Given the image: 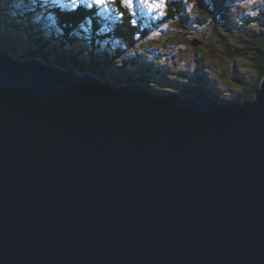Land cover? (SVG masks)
Wrapping results in <instances>:
<instances>
[{"label": "water", "instance_id": "1", "mask_svg": "<svg viewBox=\"0 0 264 264\" xmlns=\"http://www.w3.org/2000/svg\"><path fill=\"white\" fill-rule=\"evenodd\" d=\"M0 264H264V78L236 104L0 51Z\"/></svg>", "mask_w": 264, "mask_h": 264}, {"label": "trees", "instance_id": "2", "mask_svg": "<svg viewBox=\"0 0 264 264\" xmlns=\"http://www.w3.org/2000/svg\"><path fill=\"white\" fill-rule=\"evenodd\" d=\"M189 2L196 3L204 18L199 16L198 22H206L210 18L215 20L216 16L222 20L230 17L227 16L228 0H167L165 17L180 23L190 21L187 13ZM139 11L137 6L133 8L132 5L130 9L124 6L121 0L106 5L96 4L94 0H79L78 4H73L72 0H7L0 6V14L5 25L12 29V34L4 32V27L0 25V51L20 60L38 58L56 67L90 72L114 85L129 84L132 79L111 75V65L114 59H120L125 54L127 48L136 45L139 35H145L146 30L137 22L142 18ZM235 20V25L240 24L239 18ZM246 32L250 39L247 47L258 70L259 82L231 101L222 100L214 94L209 84L200 85L199 93L236 104L254 100L264 78V43L260 42L258 34H249V30ZM216 34L222 38L220 33ZM6 37H10L11 46L8 42L2 43ZM141 84L147 86L148 82L141 79ZM174 93L194 96L198 92Z\"/></svg>", "mask_w": 264, "mask_h": 264}, {"label": "rangeland", "instance_id": "3", "mask_svg": "<svg viewBox=\"0 0 264 264\" xmlns=\"http://www.w3.org/2000/svg\"><path fill=\"white\" fill-rule=\"evenodd\" d=\"M5 2L7 0H0V6ZM153 3L159 0H132L133 8L137 6L142 15L138 25L146 32L138 36L136 45L127 48L120 59H114L111 75L132 79V83L141 84L142 79L155 91L167 94L175 91L199 93L200 85L209 84L214 94L228 101L243 95L259 82L258 70L247 47L250 39L246 30L249 34H258L260 42L264 43V4L260 0H228L229 19L216 16L215 20L210 18L206 22L197 21L199 16L204 18L196 3L189 2L187 13L191 20L182 23L165 17L167 0L162 7H150ZM2 17L0 14L3 31L12 34ZM238 18L240 24L235 25ZM163 34L168 35L165 42L160 41ZM9 39H2V43L8 42L11 46ZM196 40L199 45L194 44Z\"/></svg>", "mask_w": 264, "mask_h": 264}, {"label": "snow or ice", "instance_id": "4", "mask_svg": "<svg viewBox=\"0 0 264 264\" xmlns=\"http://www.w3.org/2000/svg\"><path fill=\"white\" fill-rule=\"evenodd\" d=\"M94 2L96 4H101V5H104L106 3H114L115 0H94ZM142 2H147V0H142ZM251 2H255V0H251ZM261 4H264V0H260ZM72 3L73 4H78L79 3V0H72ZM121 3L128 7L129 9L132 7V0H121ZM164 4V0H159V3H153V4H150L149 6L150 7H162ZM254 15V13H253Z\"/></svg>", "mask_w": 264, "mask_h": 264}, {"label": "bare ground", "instance_id": "5", "mask_svg": "<svg viewBox=\"0 0 264 264\" xmlns=\"http://www.w3.org/2000/svg\"><path fill=\"white\" fill-rule=\"evenodd\" d=\"M1 50V49H0ZM11 55V54H10ZM67 69V68H66Z\"/></svg>", "mask_w": 264, "mask_h": 264}]
</instances>
